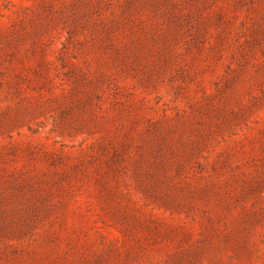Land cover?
I'll use <instances>...</instances> for the list:
<instances>
[{"label":"rangeland","instance_id":"obj_1","mask_svg":"<svg viewBox=\"0 0 264 264\" xmlns=\"http://www.w3.org/2000/svg\"><path fill=\"white\" fill-rule=\"evenodd\" d=\"M0 264H264V0H0Z\"/></svg>","mask_w":264,"mask_h":264}]
</instances>
